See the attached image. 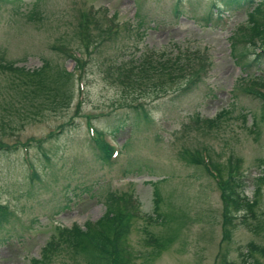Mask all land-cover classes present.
<instances>
[{"label": "rangeland", "instance_id": "obj_1", "mask_svg": "<svg viewBox=\"0 0 264 264\" xmlns=\"http://www.w3.org/2000/svg\"><path fill=\"white\" fill-rule=\"evenodd\" d=\"M178 2L179 15L173 10ZM219 9L227 20L219 19ZM210 10L216 14L211 26L203 20ZM83 11L99 22L90 25L96 37L112 27L104 52L91 57L78 42ZM248 13L221 0H0V62L31 70L47 62L53 71L73 74L64 78L55 110L15 132L9 126L0 130L15 146L0 149V205H8L11 214L0 225V264H33L46 245L59 240L62 227L97 221L115 195L139 202L125 239L133 264H221L225 252L235 264H264V250H251L252 242L264 249V184L255 213L238 212L231 239L223 241L217 178L183 155L209 154L225 171L236 163L247 178L245 194L256 198L254 179L264 174V58H257L261 46L241 35ZM138 29L143 37L135 35ZM233 45L245 71L235 63ZM71 49L87 59L81 84L78 60L67 55ZM144 53L185 62L183 76L174 77L166 95L159 97L148 84L147 119L121 104L124 89L99 64L111 57L134 63ZM192 65L204 70L187 88ZM11 79L0 72V111L14 98L2 89ZM3 116L8 117L0 113V120ZM91 126L116 146L109 162ZM51 133L40 149L36 140ZM150 235L173 241L156 252L146 243ZM90 260L63 245L49 264Z\"/></svg>", "mask_w": 264, "mask_h": 264}, {"label": "trees", "instance_id": "obj_2", "mask_svg": "<svg viewBox=\"0 0 264 264\" xmlns=\"http://www.w3.org/2000/svg\"><path fill=\"white\" fill-rule=\"evenodd\" d=\"M221 2L226 6H235L249 12V21L241 35L253 44L255 42L259 43L261 45L260 48H264V0H221ZM178 6H180L179 3L175 5V10L178 9ZM221 14L217 16L220 18ZM214 15H216L214 11L210 10L203 17V20L208 25L215 24L213 22ZM91 21L99 24L89 12L83 11L79 23L78 42L81 45L80 48L82 46L85 47L86 51L84 53L90 57L92 54L97 55V53H103L104 51L101 47L105 41L110 40L106 39V37L109 38L113 34L109 33L112 31V27H109L107 33H104L103 38L101 36L96 37L90 31ZM113 29L114 34L119 31L118 27H114ZM135 35L143 37L144 33L141 29H138ZM233 51L236 53L237 62H242L243 68L246 70L247 68L243 63V59L240 57L239 51L234 45ZM67 55L78 60L80 71H82L77 78L80 81L79 78L85 70L86 64L84 63L87 59L82 60L81 55L76 56L72 49L68 51ZM193 56L194 58L198 57L197 54H193ZM242 56L243 58L246 57V53L243 51ZM102 57L106 58V55ZM257 58L260 61L264 58V50L257 52ZM129 59L132 60L131 58ZM133 61L128 63L127 61L121 60L119 62L111 57L108 62H100L99 64H104V66H101L102 72L109 76L110 81L120 85L124 89L122 90L123 100L121 104L139 114L142 113L141 117L145 116L148 118L149 114L145 109L148 101L144 98L145 93L148 92V84H152L150 90L156 92V94L158 93L159 97L166 95L169 91L167 87L175 81L174 77L183 76L184 69L181 66L185 62L173 58L166 53H163L162 58L157 57L154 53H144L134 63ZM51 67L50 63L46 62L39 69L31 70L15 63L10 64V62H5L4 64L0 62V72L9 73L15 78L14 80L11 79L8 85L2 88L9 93L14 92L15 95L11 101L3 103L1 106L0 113H6L8 117H1L0 130L5 131L7 126H9L10 131L15 132L17 131L15 129H20L26 123L39 117H44L46 110H55L54 107L62 98L61 87L63 80L64 78L68 79V77L72 78L73 74L65 68H58L57 71H53ZM203 70L204 67L197 69L196 66L192 65V76L189 78L187 88L197 82V80H201V72ZM142 85H145V89L141 88ZM14 117H17V120H14ZM7 121L8 123H6ZM211 123H214V121L212 120ZM93 131L96 133L94 138L95 145L100 149L102 158L106 162H109L113 147L108 144L104 135L98 129H94ZM0 134L3 133L0 131ZM54 135L51 133L37 139V146L42 149L41 146ZM14 147L0 137V149L12 150ZM183 155L186 161L203 165L207 172H209L210 167L205 164L206 162L214 168V172H216L214 176L217 178V183L221 189L223 203V241L231 239L232 227L230 226L235 225L234 221L237 218L238 212L255 213L254 211L258 204L259 196L261 195V186L264 184V174L255 177L254 194L256 198L250 199L245 194L247 178L239 172L236 163H231L230 167L225 171L224 167L222 165H220L221 167L216 165L212 161V158H210L211 161L204 160L201 153L198 155L192 153L190 150H185ZM214 172L212 174L209 172V174L213 177ZM138 211L139 202L134 197L127 199L123 196H112L107 206V211L101 218L94 222L88 221L84 228L77 224L70 229L62 227V230L58 233L59 240L56 243L51 242L46 245L43 250V256L40 259L34 260L33 264H49L55 252L63 245H66V248H70L74 253L88 255L91 258L88 264H133L131 248L125 245V239L131 227L132 217ZM10 217L9 206L1 204L0 225L8 222ZM148 218L152 221L153 217ZM172 241V237L157 235H150L146 238L147 245H151L156 252L166 249ZM251 247L253 251L262 252L264 250L261 246L253 242L251 243ZM221 264H235V261L228 259L227 253L225 252Z\"/></svg>", "mask_w": 264, "mask_h": 264}]
</instances>
